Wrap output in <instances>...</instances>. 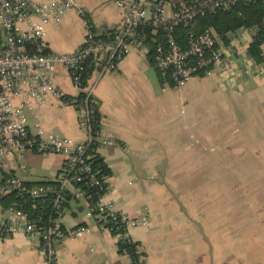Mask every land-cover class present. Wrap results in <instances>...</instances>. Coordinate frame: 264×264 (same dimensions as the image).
Returning <instances> with one entry per match:
<instances>
[{"label":"crops","instance_id":"obj_1","mask_svg":"<svg viewBox=\"0 0 264 264\" xmlns=\"http://www.w3.org/2000/svg\"><path fill=\"white\" fill-rule=\"evenodd\" d=\"M73 1L90 29L70 9L59 24L45 26L52 53H71L90 31L98 40L107 39L122 23L123 12L113 0ZM245 44L231 39L224 67L193 77L181 89L159 82L146 46L132 48L118 70L97 84L104 135L114 144L96 152L111 170L106 183L115 210L151 222L149 228L129 230L145 264H264V61L256 64ZM55 85L63 96L77 94L62 66L55 69ZM29 123L83 141L75 109L61 104L59 97L43 108L36 105ZM204 145L222 152V190L196 197L190 186H178L181 179L191 181L192 159L187 176L173 171L179 163L172 158L174 153L203 151ZM36 156L28 154L27 159ZM44 159L58 164L43 180L48 182L62 158ZM87 212L84 200L68 197L64 229L87 225L90 231L57 245L58 264H126L128 258L120 255L114 239L91 225ZM0 264L44 263L38 245L18 235L0 239Z\"/></svg>","mask_w":264,"mask_h":264},{"label":"built area","instance_id":"obj_2","mask_svg":"<svg viewBox=\"0 0 264 264\" xmlns=\"http://www.w3.org/2000/svg\"><path fill=\"white\" fill-rule=\"evenodd\" d=\"M240 1L264 6V0H113L123 12L122 23L107 39H95L90 31L74 51L57 54L47 49L45 26L59 24L70 9L85 19L73 0H0V239L23 235L38 245L44 264H58L57 245L90 231L87 225L64 229L62 214L68 197L87 203L91 225L112 237L116 247L121 240L134 242L130 229L149 228L148 217L132 218L115 210L108 187H104L107 178L99 177L91 165L92 144L93 152L114 144L104 135L101 118L94 120L97 84L103 76L118 70L132 48H148V42L156 43L154 69L168 76L176 89L195 76L223 68L232 49L220 41L213 28L191 36L186 49L177 44L174 32L188 27L196 18L230 10ZM85 21L86 29H90ZM255 36L254 28L245 27L229 34L230 41H246V49ZM261 49L264 57V41ZM57 66L69 71L77 92L69 100L55 85ZM79 94L84 97L77 99ZM54 97L75 109L83 141L59 137L45 132L39 123H29L34 107L43 108ZM28 154L60 156L61 168L47 184L31 185L15 174V168L20 167L18 161ZM120 226L123 233L116 232ZM119 253L128 258L126 264H145L138 247L136 263L127 250Z\"/></svg>","mask_w":264,"mask_h":264},{"label":"trees","instance_id":"obj_3","mask_svg":"<svg viewBox=\"0 0 264 264\" xmlns=\"http://www.w3.org/2000/svg\"><path fill=\"white\" fill-rule=\"evenodd\" d=\"M213 28L220 39L225 45H228L230 42L229 34L234 33L235 30L245 27V28H254L256 30V36L254 37L253 42L249 44L248 54L249 57L254 60L256 64H261L264 61L262 55L261 43L264 41V6L260 3H247L245 1H240L232 9L227 11H216L212 14L206 15L204 17L196 18L188 27L177 28L174 32L175 41L183 49L188 47V42L191 36H197L203 33L208 28ZM96 39V38H95ZM156 43L148 42V55L153 62ZM158 80L161 84L168 83L170 85V78L166 75H162L157 72ZM83 94H79L77 99H82ZM65 100H69L71 97L64 96ZM94 120H99L100 113L98 111V104L94 106ZM95 149V145H91V149ZM90 151L92 155L90 161L94 171H98L99 177L108 178L111 175V170L105 164L103 159L97 154V152ZM31 185H45L47 182L38 181V182H29ZM107 186V183L104 184V187ZM123 226L116 228V232L123 233ZM117 250L121 252L122 249L127 250L130 254L131 261L134 263L137 262L138 254L136 253V242H127L126 240L120 241L117 243Z\"/></svg>","mask_w":264,"mask_h":264},{"label":"rangeland","instance_id":"obj_4","mask_svg":"<svg viewBox=\"0 0 264 264\" xmlns=\"http://www.w3.org/2000/svg\"><path fill=\"white\" fill-rule=\"evenodd\" d=\"M155 74V73H154ZM203 151L181 152L173 154V161L179 163L178 167L173 168V171L189 174V161L192 159V175L191 181L181 179L178 186H190L196 197H203L205 194H216L221 192V176L224 168L222 160V152L218 147L213 148L211 145H204ZM48 162V164H46ZM20 167L15 168L16 176L22 181L37 182L43 181L53 175L58 168L57 160L51 159L46 161L43 156H36L34 158L20 159L18 161ZM22 168L27 170V173L22 171ZM160 168V171H163ZM166 170V169H165ZM170 170V169H167Z\"/></svg>","mask_w":264,"mask_h":264}]
</instances>
